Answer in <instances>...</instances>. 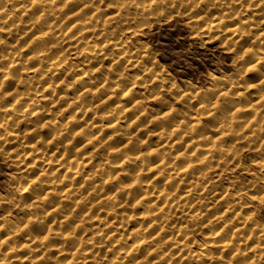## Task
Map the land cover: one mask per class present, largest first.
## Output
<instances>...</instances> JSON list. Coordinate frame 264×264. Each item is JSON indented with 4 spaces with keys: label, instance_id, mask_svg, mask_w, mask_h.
Wrapping results in <instances>:
<instances>
[{
    "label": "rangeland",
    "instance_id": "374dc122",
    "mask_svg": "<svg viewBox=\"0 0 264 264\" xmlns=\"http://www.w3.org/2000/svg\"><path fill=\"white\" fill-rule=\"evenodd\" d=\"M256 1L193 0L142 24L140 0H0V264H264Z\"/></svg>",
    "mask_w": 264,
    "mask_h": 264
},
{
    "label": "bare ground",
    "instance_id": "6f19581e",
    "mask_svg": "<svg viewBox=\"0 0 264 264\" xmlns=\"http://www.w3.org/2000/svg\"><path fill=\"white\" fill-rule=\"evenodd\" d=\"M37 1V0H36ZM121 1V0H120ZM123 1V6H125L126 8L130 5V3H129V0H122ZM206 1V0H205ZM234 1V0H233ZM25 2V1H24ZM26 3V2H25ZM35 2H33L32 3V5L34 4ZM91 3V2H90ZM27 5V4H26ZM25 5V7L27 8V6ZM31 5V6H32ZM264 5V0H257L256 1V4H255V6L257 7V6H263ZM22 6V5H21ZM20 6V7H21ZM122 6V7H123ZM153 6V5H152ZM30 6H28V8H29ZM52 7V6H51ZM122 7H120V9H117L118 10V12H120V14H123L122 12H121V10L123 9ZM248 7V6H247ZM21 8H23L24 9V7H21ZM119 8V7H118ZM122 8V9H121ZM30 9V8H29ZM246 9V8H245ZM116 10V9H115ZM263 10V9H262ZM123 11V10H122ZM4 12V11H3ZM124 12V11H123ZM247 12V11H246ZM262 12V11H261ZM5 13V12H4ZM24 13V12H23ZM35 13V12H34ZM238 13V12H237ZM7 15V14H6ZM113 15V14H112ZM238 16V15H237ZM30 17V16H29ZM30 19V18H29ZM41 20V19H40ZM219 20V19H218ZM43 20H41V22H42ZM200 21V19L199 18H197L196 19V23H198ZM36 22V21H35ZM43 22H45V21H43ZM47 22V21H46ZM86 22V21H85ZM88 22V21H87ZM86 22V24H84V25H82L81 24V27H82V29H91V28H93V26H94V24H92L93 22H92V20H91V23L89 22V23H87ZM214 22V21H213ZM21 23V22H20ZM218 23H220V22H218ZM217 23V24H218ZM216 24V23H215ZM215 26V25H214ZM256 26L257 27H255V28H258V33L259 32H263L264 33V20H262V19H259V21H256ZM34 27L35 26H33L32 28L31 27H28V28H31V31H35L34 30ZM39 27H41V26H39ZM44 27V26H43ZM54 27H56V26H54ZM97 27V26H96ZM16 28V27H15ZM36 28V27H35ZM38 28V27H37ZM78 28V27H77ZM208 28V31H211V29L213 28V29H215L211 24H209V26L207 27ZM218 28H221V26H218V25H216V29H218ZM48 29V28H47ZM55 28H53L52 30H54ZM235 29H237V28H235ZM77 29H75V31H76ZM81 30V29H80ZM27 31V30H26ZM30 31V32H31ZM38 31V30H37ZM234 31V30H233ZM97 32V31H96ZM236 32H240L238 29L236 30ZM41 33V32H40ZM47 33V32H46ZM52 33H54V32H52ZM51 33V34H52ZM240 33H242V32H240ZM33 33H30V35H32ZM34 34H36V32H34ZM51 34L49 35V36H51ZM246 34V33H245ZM243 35V37L242 38H245V36L246 35ZM29 35V36H30ZM48 35V34H47ZM67 35H69V33L67 34ZM239 35V34H238ZM263 34H261V36H262ZM34 36V35H33ZM49 36H45V35H41V34H39V32H38V35L36 34V39L38 40V41H40V42H42L43 40H45V39H47V40H49ZM64 37V36H63ZM71 37H73V35L71 34V35H69V36H67V37H65V38H63L62 40L63 41H66V38L68 39V40H70L69 38H71ZM236 37V36H235ZM234 37V38H235ZM241 38V37H240ZM236 39V38H235ZM258 39V38H257ZM260 39V38H259ZM62 41V43H64V45H65V42H63ZM241 41V40H240ZM54 42V41H53ZM106 42V41H105ZM107 42H111L110 40H107ZM43 43V42H42ZM48 43H50V42H48ZM55 43H57V42H55ZM61 43V42H60ZM57 44H59V42L57 43ZM105 44H107V43H105ZM237 44V43H236ZM31 45V44H30ZM42 45V44H41ZM46 45V44H45ZM44 45V46H45ZM76 45V44H75ZM43 46V49H45V47ZM50 46H52V45H50ZM90 46V45H89ZM73 47V46H72ZM96 47V46H95ZM74 50V49H73ZM38 51H40V48H39V50ZM38 51H35V52H38ZM2 52V51H1ZM83 52V51H82ZM262 52H263V54L262 53H259V54H257V55H255V56H253L252 58H251V61H250V64H253V65H256L257 63H260L263 59H264V51H263V49H262ZM3 53V52H2ZM20 53V52H19ZM105 53V52H104ZM33 54V53H32ZM75 55H76V53H74ZM83 54H85L87 57H92V56H95V57H97L96 55H98V53H97V50L93 47V48H88V49H86V51H85V53H83ZM100 54V53H99ZM103 54V53H102ZM34 55V54H33ZM80 55H81V53H80ZM85 55H83V57L85 56ZM74 56V55H73ZM78 56V55H77ZM100 56V55H99ZM106 56V55H105ZM105 56H103L102 55V61H103V59H104V57ZM65 57V56H64ZM80 57V56H79ZM1 58V57H0ZM32 58V57H31ZM35 58L36 59H43L44 60V58H47V54H46V50H43L41 53H39L38 52V54H36L35 55ZM77 58V57H76ZM85 58V57H84ZM17 59V58H16ZM81 59V58H80ZM99 59V58H98ZM67 60V59H66ZM84 60V59H83ZM35 61V60H34ZM46 61V60H45ZM84 61H86V60H84ZM93 61V60H92ZM101 61V62H102ZM260 61V62H259ZM14 62V61H13ZM42 62V61H41ZM44 62V61H43ZM60 62H61V60H60ZM99 62H100V59H99ZM57 65H56V71H62L63 70V68L65 67V65H66V62H64L63 63V61L61 62V63H56ZM90 64V63H89ZM93 64V63H92ZM91 64V65H92ZM14 66H17V65H15L14 64ZM32 67V66H31ZM94 67V66H93ZM255 67V66H254ZM9 69V68H8ZM43 69V68H42ZM72 69V68H71ZM39 70H38V68L36 67V68H29L28 69V72H27V74L28 75H30V77H34L36 74H37V72H38ZM41 71V70H40ZM47 71V70H46ZM63 72V71H62ZM48 73V72H47ZM56 74V73H55ZM15 76V75H14ZM36 76H38V75H36ZM41 76H43V74H41ZM84 76V75H83ZM90 76V75H89ZM61 77V76H60ZM80 77V76H79ZM78 77V78H79ZM91 77V76H90ZM13 78V77H12ZM36 78V77H35ZM43 78V77H42ZM45 78V77H44ZM83 78V77H82ZM15 79V78H14ZM13 79V80H14ZM32 79V78H31ZM83 79H85L84 81H86V79H87V81H89L88 79L89 78H83ZM83 79H81V80H83ZM262 79L264 80V76H259V81H262ZM12 80V81H13ZM80 80V82H82ZM93 80V79H92ZM92 80H90L91 81V83H92ZM89 81V82H90ZM76 83V82H75ZM84 83V82H83ZM90 83V84H91ZM81 84V83H80ZM85 84V83H84ZM48 85V84H47ZM88 85V84H87ZM44 86V85H43ZM46 88H49V86L48 87H46ZM77 88V87H76ZM89 88H91V87H89ZM115 87H113V88H110V89H108V91H107V89L106 90H104V91H107V95L106 96H108L109 97V100H110V98H113L115 95H116V93H117V90H116V88L114 89ZM0 89H2V88H0ZM84 90V88L82 87L81 88V90ZM5 90V89H4ZM49 90V89H48ZM51 90V89H50ZM87 90H89V89H87ZM87 90H85V91H87ZM129 90V89H128ZM127 90V91H128ZM45 91H46V89H45ZM90 91V90H89ZM89 93V92H88ZM104 93H106V92H104ZM129 93V92H128ZM35 94V93H34ZM83 94V93H82ZM11 95V94H10ZM33 95V94H32ZM13 96V95H12ZM12 96H10V97H12ZM52 96H53V94H52ZM51 96V97H52ZM24 99V98H23ZM108 99V98H107ZM261 99V98H260ZM108 100V101H109ZM25 101V100H24ZM98 101V100H97ZM105 101H107V100H105ZM130 101V100H129ZM11 102V101H10ZM21 102V101H20ZM45 102V101H44ZM84 103V102H83ZM21 104V103H20ZM104 104V103H103ZM19 105V102H18V100L17 101H15L14 102V106H18ZM79 105V104H78ZM13 106V107H14ZM27 106V105H26ZM86 106V105H85ZM241 106V105H240ZM254 106V105H253ZM13 107L11 108V109H13ZM25 107V106H24ZM23 107V108H24ZM115 107V106H114ZM117 107V106H116ZM115 107V108H116ZM122 108H123V106H122ZM240 108V107H239ZM239 108H236V107H234L233 109H231V110H239ZM251 108V107H250ZM8 109V108H7ZM26 109V108H25ZM24 109V110H25ZM29 109V108H28ZM27 109V110H28ZM81 109V108H80ZM125 109V108H124ZM127 109V108H126ZM9 110H10V108H9ZM8 110V111H9ZM23 110V109H22ZM123 110V109H122ZM128 110V109H127ZM170 110V109H169ZM12 111H14V110H12ZM17 111V110H16ZM40 111V108H39V106L37 107V108H35V109H33L32 110V112L33 113H35V115H37L36 113L37 112H39ZM126 112V110H123V112ZM210 111V110H209ZM229 111H230V109H229ZM228 111V112H229ZM240 111V110H239ZM6 112H7V110H6ZM19 112V111H18ZM114 112V111H113ZM166 112V111H165ZM169 112V111H168ZM227 112V115L228 114H230V112L228 113ZM8 113V112H7ZM15 114H16V112H15ZM159 114V113H158ZM8 115V114H7ZM25 116H26V114H24ZM84 115H86L85 113H84ZM20 116H22V115H20ZM19 116V117H20ZM24 116V117H25ZM197 116V115H196ZM10 117V116H9ZM14 117H16V116H14ZM17 118V117H16ZM81 118V117H80ZM15 119V118H14ZM13 119V120H14ZM20 119V118H19ZM23 119V118H22ZM26 119V118H25ZM191 119V118H190ZM195 120V117H193L192 118V120H191V122H189V124H188V126L190 125V128L191 127H193V123L192 122H194V120ZM34 120V119H33ZM17 121V120H16ZM38 121V120H37ZM34 122V121H33ZM34 123H36V119H35V122ZM38 123V122H37ZM1 126V125H0ZM176 128V127H175ZM178 129V128H177ZM85 130V129H84ZM174 130V129H173ZM220 130V129H219ZM224 130H227V129H224ZM228 130H230L229 132H231V129H228ZM170 131V130H169ZM172 131V130H171ZM37 132V131H36ZM163 132V131H162ZM228 132V131H227ZM32 133V132H31ZM173 132H171V133H159L158 134V138H160V139H166L167 141L169 140V139H171V136L173 135L172 134ZM15 134V133H14ZM13 134V135H14ZM35 134V133H34ZM215 134V133H214ZM216 134H219V132L217 133L216 132ZM220 134H221V130H220ZM18 136V135H17ZM217 136V135H216ZM16 137V134L14 135V138ZM19 137V136H18ZM93 138V137H92ZM201 138V137H200ZM215 138V137H214ZM127 142L126 143H128V141H129V138L128 139H125ZM214 140V139H213ZM213 140H212V142H213ZM215 140H216V138H215ZM209 141H211L210 140V138H209ZM64 142V141H63ZM192 145H193V143H191ZM189 146H191L190 144H189ZM31 149V148H30ZM214 149V148H213ZM42 150V149H41ZM79 151V150H78ZM31 153V152H30ZM223 153V152H222ZM225 153V152H224ZM30 155V154H29ZM43 155V157H44V155H46V154H42ZM208 155V154H207ZM223 155V154H222ZM33 156V155H32ZM206 156V155H205ZM27 157H30V156H28L27 155ZM43 157H41L40 156V158H43ZM52 157V156H51ZM56 158V157H55ZM60 158V157H59ZM137 158V157H136ZM127 159V158H126ZM208 159V156L207 157H204L203 159H202V161L203 160H207ZM49 161V160H48ZM51 161V160H50ZM49 161V162H50ZM135 162V161H134ZM204 162V161H203ZM59 166H60V164H59ZM122 166H123V164H122ZM157 166H159V165H157ZM84 167H86V166H81V167H78V169L76 170V172H74L75 173V175H79V172L81 171V170H83L84 169ZM117 167V166H116ZM119 167V166H118ZM153 168V167H152ZM42 169V168H41ZM58 170V169H57ZM80 170V171H79ZM59 172H60V169H59ZM94 172V171H93ZM184 175V174H183ZM186 175V174H185ZM81 182V181H80ZM68 186V185H67ZM72 186V185H71ZM55 188V187H54ZM53 189V188H52ZM90 189V188H89ZM72 190V189H71ZM160 194V193H159ZM43 195V194H42ZM161 195V194H160ZM163 195V194H162ZM45 196V195H44ZM160 197V198H159ZM163 198V197H162ZM37 199V198H36ZM159 199H161V196H157L156 198H155V200H158L159 201ZM163 200H166L165 198L163 199ZM84 205V204H83ZM117 205V204H116ZM56 208V207H55ZM72 208V207H71ZM157 209V208H156ZM73 210V209H72ZM51 212V211H50ZM157 212V211H156ZM45 214V216H47L48 215V212L47 213H44ZM153 217V216H152ZM106 219H108V218H106ZM215 219V218H214ZM24 221V220H23ZM22 221V222H23ZM211 221V220H210ZM219 221V220H218ZM21 222V223H22ZM26 222V221H25ZM28 222V221H27ZM26 222V223H27ZM151 222V221H150ZM20 223V224H21ZM152 223V222H151ZM152 225V224H151ZM25 226H26V224H25ZM161 226V225H160ZM18 227V226H17ZM23 226H21V228H22ZM19 228V227H18ZM42 229V228H41ZM1 230V229H0ZM14 231V230H13ZM12 234V233H11ZM17 234H20V233H17ZM23 234V233H22ZM115 234V233H114ZM15 235H16V232H15ZM42 235V234H41ZM102 235V234H101ZM105 235V234H104ZM104 235H102V237L104 236ZM6 236V235H5ZM4 236V237H5ZM58 236V235H57ZM106 236V235H105ZM113 236V235H112ZM120 236H122V235H120ZM107 238H109L108 237V234H107V236H106ZM39 238H41V236L39 237ZM60 238H61V236H60ZM36 239V238H35ZM140 239V238H139ZM138 239V240H139ZM143 239V238H142ZM37 240V239H36ZM104 240H106V239H104ZM141 240V239H140ZM44 241V237L42 236V239H40L39 240V246H40V244H42V245H44L42 242ZM152 241V240H151ZM35 243V242H34ZM37 243V242H36ZM35 243V244H36ZM147 243V241L146 240H142V241H136L135 242V244H133L130 248H131V250L132 251H136V252H138L141 248L143 249V247L145 248L146 246H144L145 244ZM31 245H32V243H31ZM36 245H38V244H36ZM147 245V244H146ZM58 246V245H57ZM63 247V246H62ZM227 247V246H226ZM61 248V247H60ZM41 249V248H40ZM38 250V251H41V250ZM43 249V248H42ZM45 249V248H44ZM127 250H130L129 248H127ZM44 251V250H43ZM155 252V251H154ZM177 252H178V250H177ZM179 252H180V249H179ZM30 253V252H29ZM41 253H43L42 251H41ZM125 253V252H124ZM128 253H125V255H127ZM130 254V253H129ZM129 254H128V256H129ZM131 255V254H130ZM160 257H161V255H160ZM83 260V259H82ZM86 262V261H85ZM84 262V263H85ZM87 262H92V261H87ZM83 263V264H84Z\"/></svg>",
    "mask_w": 264,
    "mask_h": 264
},
{
    "label": "clouds",
    "instance_id": "9594fccd",
    "mask_svg": "<svg viewBox=\"0 0 264 264\" xmlns=\"http://www.w3.org/2000/svg\"><path fill=\"white\" fill-rule=\"evenodd\" d=\"M129 3H136V0H129ZM193 0H140V5L138 6H143L147 4L148 6V15L143 17V20L141 23L145 22H155V23H160L161 22V17L166 21L168 16H165V13H168V15H171L170 10L174 7L177 8V11H179L180 7H184L188 4H192ZM195 3H199V0H195ZM157 5L155 9L151 8V5ZM153 17L156 19L153 20ZM139 27V25H138ZM239 55V61H243L245 59V56L247 55V51L241 52ZM243 71H247L246 68H242ZM145 87H151V82L146 81L145 82ZM163 91V90H161ZM2 243V242H0Z\"/></svg>",
    "mask_w": 264,
    "mask_h": 264
}]
</instances>
